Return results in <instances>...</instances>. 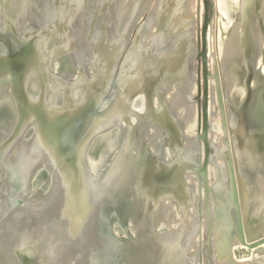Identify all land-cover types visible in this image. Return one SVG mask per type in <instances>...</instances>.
Returning a JSON list of instances; mask_svg holds the SVG:
<instances>
[{
  "label": "rangeland",
  "instance_id": "374dc122",
  "mask_svg": "<svg viewBox=\"0 0 264 264\" xmlns=\"http://www.w3.org/2000/svg\"><path fill=\"white\" fill-rule=\"evenodd\" d=\"M103 1L104 3H107L106 0H96V3L92 4L95 8V11L93 13H90V16L94 15L95 17L96 15L99 14V12L97 13V9L101 7ZM119 1L120 0H114L113 6H111V8L112 7L113 8L112 9L110 8V13L107 14L105 17V20L109 22L108 27L105 29V33L107 36V37L105 36V38L107 39V41H109V39L112 36H115L116 32H119L120 34L125 33V35L120 40L117 39L116 50L117 53L119 54V59L121 61V64L119 66V70L117 69L116 74L112 76L111 81L113 80H115L116 82L118 81V78H120L119 77L120 73L118 71L124 73L123 69L121 70V66L124 64V62H128L127 57L130 56L131 53L130 49L132 45L135 43L136 39L138 44H139L138 39L142 42L141 43L142 46H143V42L146 40H147L146 42L148 41L151 42L153 55L151 59H149L150 61L147 62L146 69L144 67L131 68L130 72L134 75H140L141 73H143L142 70H148L145 73H147V75L149 73V76H152L158 74L159 72L157 71L158 66H164L165 68L163 70L160 69V72L162 71L168 72V74L167 73L166 74L170 76V79H167L166 84L164 87L161 88V91L159 89V91L161 92V98L164 103L160 102L159 96L158 99L155 96V99H153L152 102L150 101L149 103L148 99L145 96H143L142 93L136 95V97L134 98V102L132 103L133 111H136V114L132 113L131 118L128 121L127 120L124 121V119L120 120L119 122L123 123V126L121 128H124L126 126V129H129V127L133 126L134 129L135 125L136 124L138 125V122L140 120L146 119L145 114L147 109H149L148 108L149 106L154 110H159L160 108H166L167 111L170 110V112L168 113L174 116L176 121L179 122L178 134H176L177 133L176 130L175 132L172 131V126L169 123V119L167 123L168 125H164V126L160 125L158 131L150 130L147 133L145 130L142 131L143 134H145L144 136L147 137L150 144H152V142H150L151 139L154 142L152 144L153 147L150 148V150L152 151L151 153L160 154L162 152L161 149L164 147V149L167 150V157H168V150L172 151L175 148L172 143L175 140L176 143H178L177 144L178 148L176 150L177 153L176 158L174 157V159L175 161L177 160L179 161L181 156L180 155L181 152L180 142H181L182 143L181 154H183L185 156V159L188 160L189 162H194L196 164V167L199 168V172L202 173L204 149L202 145L201 150H199L200 143L195 139L198 134L196 129L197 128L196 115H198V107L196 108V106H198V103L196 101L187 103V100L189 96H195L197 94L196 92L197 88L191 83L196 82L195 78L198 72V63L200 62V65H202L199 52L201 49L200 34L205 16L204 1L203 0H178V1L177 0H147L144 2L145 3L144 7L138 9V6H135L134 4V1L137 0H125V2L123 0L125 6L122 11L125 10L123 16L124 18H126L124 21V26L126 25L125 29H123L122 25L116 24L118 22V19L119 18L121 19V15H122V14L120 15L121 13L120 9L119 7H117V4L120 3ZM160 1L167 3L169 5L174 4L177 7L176 8L174 6V8H176V10L183 13L182 21H180V23L174 24L175 26L173 29H171L168 26V24L166 29L164 28L158 29V25H156V22H151L155 12L157 11L158 13V11L160 12L162 10V7H160L159 4ZM175 1L177 2L175 3ZM17 2H19V4L17 5H19L21 9L23 7L24 10L23 18L24 17L28 18V15L30 13L33 14L32 16L34 18L31 20L25 18L26 20L25 24H23L24 26L22 25V27L19 28L20 30L17 31V35L22 37L24 36V31L26 29H32L31 30L32 33L30 34V36L34 37L35 42H37L36 43L37 46L34 47L31 46L29 48L30 50L28 51V53L27 54L24 53L22 56L23 57L22 65H24V67L22 68L23 70L20 73V78L22 79V82L24 83L23 80L26 81V77L29 74V70L33 68L31 61L37 63L36 65L38 66V60L39 61L42 60V62L45 61V63L49 62L51 65L53 64L52 71L53 73H55V78L58 79V83H59V86L57 87L59 91H57V88H54L53 92L50 93L48 91L47 93L46 92L44 93L43 89H44V85H46V82L43 79V75L46 71L45 69H41L39 72L40 76H37L35 80L32 79L34 83L32 82L33 84H31V86L35 85L36 87H30L29 85L28 87L26 85L23 86L22 93L24 94L25 101L29 102L26 103L25 105L27 106V104L28 105L32 104L30 102V99H32L30 95L32 94H35L37 96L36 99L37 101H39V103L46 105V107L48 108L50 105H54L58 107L60 100L59 97L64 94V98L61 103V105H64L67 99L66 97L68 95L66 92L67 88L72 92H76V94L75 93L73 94L76 95V99H75L76 103L79 102L80 99L78 98L81 95L80 92L81 83L80 82L76 83L72 78V77L75 78L77 77V80H79L80 78L78 75L79 72L78 63L83 61L84 66L86 65L87 76L94 74V67L97 68L99 71L105 66L104 63L103 65L100 64L98 66V65H94V63L91 62L92 61L91 58H94L95 60V53L97 52L96 51L97 49L94 47V45L93 46L91 45L92 44L91 42H90L91 44H88L87 46H85V48L80 45L79 50L78 49L77 50L78 52L81 53V55L78 57H75L76 53L71 54L66 52V48H69L68 41L72 40V41L80 42L79 44L84 43L85 41L87 42V37L85 36V33L82 31L83 29H88V27H84L85 24L83 19L86 17L84 16L71 17V15H69V17H66L67 18L66 25L61 26L60 28L62 30H60V33L55 32L56 34L54 35L52 33H54L53 31L55 30H53L52 28H56V27L59 28L58 26L59 23H57L59 21L57 20V15L61 16L63 14L60 7L62 6L63 0H24V1L16 0V3ZM213 3L215 5L213 8H210V12H209L212 21H211V26L209 27L210 31L208 34V58L210 63V70L212 71L211 78H213L210 79L211 84L209 87V102H210L209 113H210V127H211L209 136L213 140L212 142L216 147V151L218 152L220 149L221 151H223L221 153H223L224 155L222 154L220 156L216 155L215 163L213 164V166L211 165V169L208 171L207 174V179L210 185V189L208 190L209 194H216L217 196L218 192L221 191V189H219V191H216V189L218 190V188L215 187V184H217V182H220L225 188V184H223L227 180V173L225 167L228 164V161L235 164L234 161L235 153L237 156L240 155L238 152L240 150L238 145L241 141L235 139L236 136L233 135V132L237 131V125L229 124V123H233L229 117V113H231L230 106L224 103V107L226 109L224 111V115L222 113L223 106H221L219 103L218 93L216 89L217 88V84L215 80L217 78L216 71L220 70V73H222L221 69L224 68L226 64V60L229 62L231 66L235 65L242 50L241 46H243L242 33L244 32V28L246 26L245 23H249L250 21H252L250 20L252 16V18L259 20V24L261 23L263 24V27L260 25H258V27L264 28V11L262 6L263 0H216ZM137 12H139V14ZM242 12L248 13V15L251 14L249 18H246L245 23L241 18ZM37 13L39 14V17L37 16ZM50 13L51 15L48 17H52L54 15L53 18H51L48 22L44 21L46 15ZM43 14L44 16H42ZM0 16L2 15L0 14ZM1 21L2 20L0 17V26L2 25ZM13 22H17V21L15 20ZM46 24H48L49 27L51 28L47 29ZM168 29L171 30L167 31ZM162 30H164V36L166 35V37L160 44L158 39L156 40L154 37L156 35H159L160 32H162ZM93 31L95 32L97 31L96 34L98 33V29L95 30L93 29ZM182 35L188 36V39H185ZM41 41L43 45H40L41 43L38 45V43ZM152 42L154 44H152ZM44 43L47 45H45ZM40 46L43 47V49H40L41 48ZM60 48L64 49L63 53L62 52L59 53ZM1 50L2 49L0 47V51ZM104 57L106 60L107 56ZM111 57L108 56V59L110 58L112 60L113 58H115V56L112 58ZM241 59L243 61L244 60L247 61L250 65L254 63L253 76H251L253 80L252 85L255 84L256 87V85L259 84L260 86L257 85L258 87L256 88H263L264 87V39L262 38V34L259 36V39L256 41L255 48L254 46H252L249 49L248 54L243 53L241 55ZM85 60L88 61L85 62ZM1 67L2 66H0V68ZM235 70H240V74H239L240 78H237L238 83L236 84V87L233 86L231 90H227L228 88L227 86L225 92L227 94L228 91L237 93L236 95L238 97V101H240V98L244 93L243 90H244V81L246 79V72H242L243 68L242 67L239 68L236 65H235ZM200 72L202 79L203 78L202 68L200 69ZM166 74H163V76ZM129 78H132V75H130ZM171 78L175 80V83L168 87ZM1 79L9 81L11 80V74L9 76H7V74H4V76L0 77V80ZM45 79L48 80L47 78ZM224 79L225 76L221 77L220 75V85L222 88L224 87ZM72 81L74 83L73 86L75 87V89L77 88L78 91H75V89H73V87L70 86V84L72 85ZM217 82L219 83L218 80ZM0 95L2 97V93H0ZM139 95L140 97H138ZM229 96H231L230 93ZM236 100L237 98L235 97L232 99V104L234 107H236L237 105L234 103L236 102ZM18 111L21 112L20 110ZM139 115L141 116L140 120L138 118ZM14 116H15V110L11 108L10 105H6V102L2 98H0V128L5 130L6 132L7 130L6 127L9 128L11 124L14 125V122L16 121L14 119ZM225 118L228 121L227 122L229 127L228 130L224 128ZM35 122L36 121L33 120V125L37 127V123ZM124 123L126 125H124ZM253 124H254V130H257V132L260 131L257 128L259 124L256 123V121H254ZM176 126H178V124H176ZM109 127H112V125H106V128L103 129H107ZM5 132L0 133L1 134L0 154L7 153L8 157H10L12 161V164H15L14 163L15 160H17L16 154L18 155L17 152L21 151L23 147L29 148L28 145L29 143L27 144L28 146H24L16 142L17 140L20 141L19 139H17L15 143H12L13 145L11 144L7 145L5 144V138H6ZM239 133L242 135L241 130L239 131ZM121 134L122 132L119 135L120 143L117 144V149H120L122 147V144L126 143V141L122 143ZM115 135L116 132L114 130L109 134V136L107 135L104 138H98L94 142L89 152V158L91 160H94L91 163L93 168L91 169L89 167L91 172L96 173L98 172V170L104 168V166H106L107 164L109 157L112 154H114V146L111 143L115 139H117ZM34 137L35 134H32L30 136L31 138L30 141H33L32 138ZM248 138L250 139V136ZM249 139H247L246 137L245 139L246 141L244 140L245 141L244 143L245 144L248 143ZM22 144L24 143L22 142ZM6 145L9 149L5 148ZM229 146L231 148V150L229 151L230 153L226 151L229 148ZM181 166L183 167V169L186 170L187 173L185 177H181V178H185L183 179L184 181L181 179V181H183L181 183L183 184V188L185 190L183 194L190 196L191 200L189 199V203L186 202L188 204V209L186 211L181 209V207H179L178 205L173 204V211L174 210L175 211L172 214L166 212L163 213L161 219L162 223L160 224L161 226L159 231L162 234L161 245L164 247L165 250H168L173 244V239L177 237V234H180L182 235L181 237L182 245L186 249L185 252H187V255H189L190 257V260L187 261L185 264H247V263L253 264L254 263L253 258H255L254 253L255 251H257L256 248L259 249L264 247V242L256 247H251L249 244L253 242L254 243L258 242L262 238H264V232H263L264 221H262L261 224H259V227L250 228V226L248 225V222L252 219L251 218L252 216L249 215L250 213L249 211L252 208L251 206L247 205V203H245L246 193L243 192L245 189L239 188L238 190V201H239L238 209L230 205L231 203L229 202L228 197L232 194L230 191L225 189V192L223 193L222 196L223 199L217 200V205L220 204L221 206H223L222 208L221 206L219 207V211L221 212L215 213L214 212L215 210L213 209L212 206L209 215L205 207L206 189L204 184L201 182V186H200L198 181L199 178L193 173L188 172L190 167L189 164L183 165L181 163ZM45 168L47 167L45 166ZM148 169L149 167L145 166L144 172H147ZM37 170L38 169H35L31 175L33 182L37 180L36 177ZM50 177L51 174L47 175L45 174L44 171L41 172L40 178L42 179V183H41L42 189L37 192L35 191L36 193H32V192L29 193L28 195L29 200H26V208L28 207V209L26 210V212H24L25 214L21 216L20 218L21 220L19 219L18 223H16L17 221H13L14 224L18 225L19 241L21 242V244L23 245L26 251L23 252L22 257L18 260L19 264H80V258H76L74 253L76 251V248L80 247V245H82L86 240L70 238L66 230L68 227L67 223L64 222L62 224H58L57 215L56 213H54V211L52 212V209L54 208L55 205L52 200L48 202L49 190L55 188V186L53 187V184L55 185V182L52 181ZM48 178L51 180L50 184L49 182H46ZM25 180H27L26 176H25ZM256 181L254 179V182L259 183L260 177H256ZM113 184L114 182H109L104 185L105 187L108 188L107 193H105L104 195L106 199L105 201H107L108 203L107 205L111 206V208L114 211L117 209V211L122 213V216L123 215L129 216L127 215L128 199L125 198V196L123 195L119 196L121 193L119 194L117 193L115 188L112 187L114 186ZM189 185L191 186L190 189H189ZM259 185L260 184H258V186ZM261 188H262L261 199L263 200L264 187L262 186ZM178 190H180V188ZM169 197L173 198L177 204L181 205L182 202L180 203V197H181L180 193L176 194L174 192H171L169 194ZM178 197H179V201H178ZM192 198L194 200H192ZM93 201H94V205H97L99 199L96 198ZM45 203L48 204L44 206ZM34 206H36L35 207L36 212L40 211L42 216H40V213L38 214L33 213L34 216L33 218L31 213L34 211L33 208ZM177 207L179 209H177ZM193 209L195 210V212L193 213V216L191 218L190 215L187 216L186 214L191 213ZM42 212L44 213V217ZM63 213L64 211L59 212V215L62 216L64 215ZM139 214L140 212H136L135 217L134 215L132 216L133 221L135 219L139 220L141 218ZM189 217L191 219L189 228L191 227L192 228L190 230L188 229L182 230L181 229L182 225L185 228V222L188 220ZM210 217L212 218V222H210ZM79 221L80 218L78 216L77 222ZM216 221L220 223V227H221V228L219 227L220 229L218 232H215V228H214ZM209 227H211L212 229V239L210 240V242H208ZM48 228H51L50 232H47ZM127 228L131 236L134 233V228L129 224H127ZM222 229L223 230L226 229L228 231L227 233L230 239H228V241L226 239L222 243V245H220L219 243L220 235L217 233H221L223 231ZM13 231H14L13 239H10L9 237L7 238L3 237L8 247V251L10 255L8 257L9 260H6L5 258H0V264H15L11 262L12 249L15 250V245H16L15 228L13 229ZM117 233H118L117 236L119 237L123 235L127 236L126 231L117 230ZM53 234L54 237H56L57 239V245L55 249L51 248L48 242L50 235ZM216 235L218 236V238H216ZM242 239L244 242H242ZM229 243L234 244V246L230 249L231 255H233V257H229L228 259H226L224 253L227 254V252L229 251V245H228ZM224 245H226V247H224ZM89 251H90L89 264H121L119 261L107 257V253L104 252L103 250L100 249L95 250L91 248V250ZM182 253H183L182 251L173 252L172 254L169 255V257H176L178 254H182ZM13 255H16V252H14ZM127 264H143V262L141 261L136 262L134 258L131 257L130 260L127 259Z\"/></svg>",
  "mask_w": 264,
  "mask_h": 264
},
{
  "label": "water",
  "instance_id": "95a60500",
  "mask_svg": "<svg viewBox=\"0 0 264 264\" xmlns=\"http://www.w3.org/2000/svg\"><path fill=\"white\" fill-rule=\"evenodd\" d=\"M24 1V0H22ZM147 0H137L134 1L135 6H138V9H141L142 7H144V2ZM204 1V5H205V16H204V21H203V26L201 28V49L199 52V55L201 57V62L202 65H200V62L198 63V72L196 75V82L195 83H191L193 84L197 89L196 92L197 94L195 96H189L187 103L188 102H197L198 106H196V108L198 107V115L197 116V136H196V140L200 143V148L199 150H201V146L203 145V149H204V153H203V167H202V173L199 172V168L196 167V164L194 162H189L188 160L185 159V156L183 154H181L182 152V143L180 142V160L182 162V164H189V170L188 172L193 173L194 175H196L199 179V184L201 186V182L204 184L205 186V193H206V203H205V207L206 210L208 211L209 215H210V210L213 206V209H217V213L221 212L219 211V208L217 206V196L216 194H209L208 190L210 189V185L207 179V174L208 171L211 169V165L213 166V164L215 163L216 160V155H224L223 151H221L219 149V151H216V147L213 144V140L212 138H210V131H211V127H210V113H209V87H210V79L211 78V74L212 71L210 70V63H209V58H208V33L210 31L209 27L211 25V21L212 18L210 17V8L214 7V1L216 0H203ZM120 3L117 4V7H119L120 9V15H124L125 10L122 11L124 9V3L123 0L119 1ZM158 2V1H157ZM15 0L11 1V4H14ZM82 3V1L80 2ZM264 3V1H263ZM262 3L263 6V11H264V4ZM16 5L19 4V2L15 3ZM14 4V5H15ZM160 7H162V13L161 11L157 13V11L155 12L153 19L151 22H156V25H158V29H166L167 28V23L169 22L171 15H173L174 13H172L173 11H176L174 15H176V20H174L175 24L180 23V21H182V16L183 13L176 10V8H173L172 5H169L167 3H164L162 1H160ZM132 5V4H131ZM167 6V8H166ZM172 6V7H171ZM2 5L0 4V14L2 16L1 17V23L2 25L0 26V33L2 32L5 35L6 30H15L18 31L20 30L19 28L22 27L23 24H25V18L22 15L19 16L18 18V24H13L12 25V21H15L13 18L15 15H10V17L12 18V21L10 22L9 19L7 18V16L5 15V12L2 11ZM100 11V10H99ZM139 14V12H137ZM38 17L39 14L37 13ZM70 14H64V15H57V20H59L57 23H59V27L66 25V17H69ZM121 15V16H122ZM242 20L245 23L246 18H249L251 16L248 15V13L242 12ZM59 16V17H58ZM16 17V16H15ZM73 17V16H71ZM240 18V19H241ZM28 20L34 19L32 17V14L30 13L28 15ZM36 19V18H35ZM249 23H245L246 26L244 28V32L242 33V41H243V46H241L242 50L241 53L235 63V65L239 68H243L242 72H246V79L244 81V93L242 95V97L240 98V101L238 102L239 104L236 105V107L233 106L232 104V99L230 98L229 94H227L224 90V87L222 88L220 85V74L221 77H224L225 75L227 76V73L230 71L229 65L226 63L224 68H222V73H219L217 75L216 80V84H217V93H218V100L219 103L222 107V113L224 115V111H225V107H224V103L227 104L228 106H230L231 108V112H233V123L237 125V133L234 132V136H236L235 139H238V141H241L238 145V147L240 148L239 152V156H237L235 154V164L228 161V164L226 165L225 169H226V173H227V180L224 183L225 184V189L230 191L232 195H230L228 197L229 202L231 203L230 205L233 207H236L238 209L239 206V201H238V190L239 188H244V184L247 183L249 186H254L256 185L254 182L255 176L257 174V177H262L264 179V161H261V159H264V155L262 154V150L264 149V87L263 88H256L258 86H260L259 84L256 85L255 84L252 85V77L253 76V70H254V63L253 64H249L247 61H243L241 59V55L243 53L248 54L249 49L256 45V41L259 39V36L262 34V38L264 39V28L263 24H259V20L258 19H254L250 18ZM116 21V19H115ZM258 25L262 26V27H258ZM24 26V25H23ZM26 26V25H25ZM160 26V27H159ZM32 28V27H31ZM138 29V27H137ZM101 30V29H100ZM98 29V31H100ZM85 33V36L87 37V33L86 30H82ZM261 31V32H260ZM32 32H30L27 38L26 34H24V36H17L15 38H13L14 40L12 41L13 44L11 42H9V44H7V42L5 41L4 37H0V45L3 48V52L0 53V66H2L0 68V77L2 76V74L7 73V70L9 68V66L12 67V69L14 70L13 73L14 75H12V79L10 82H8L7 86H10V90L13 91V95L14 94V87L16 86V84H19V92L22 93L23 87L21 84V78H20V73L22 72V63H23V54H27L28 51L30 50L29 48L32 46H37L35 42L34 37H31L30 34ZM1 36V35H0ZM94 36V34L92 35ZM26 39V40H25ZM10 41V39H9ZM26 41V44L24 45H19L20 42ZM91 42V41H89ZM88 41L86 43H89ZM41 43V44H40ZM93 43H97V42H93ZM43 45L42 41L38 43V45ZM117 45V42H116ZM115 45V46H116ZM8 47V51L6 50V48ZM41 47V46H40ZM94 47L97 49L96 51L98 53H101V56H109L107 54V48L105 46L102 45H95ZM98 47H101V49H98ZM12 48V49H11ZM15 49H19V51L15 54L12 50ZM116 48V47H115ZM249 48V49H248ZM40 49H43V47H41ZM68 50V48H66ZM245 49V51H244ZM67 53H70L69 51ZM118 54V53H117ZM117 57V58H116ZM115 58H113L111 60L110 66L117 68L119 70V66L121 64V61L119 59V54L116 56ZM33 68L38 67L33 61H31ZM53 63V61H52ZM94 63V62H93ZM38 64H40V61L38 60ZM96 65V64H94ZM103 65V64H102ZM234 65V66H235ZM233 66V65H232ZM24 67V65H23ZM202 68L203 70V78L201 79V72L200 69ZM109 71V70H108ZM116 72V70L112 71V74ZM119 72V71H118ZM163 77L167 78L166 75H164ZM255 78V76H254ZM253 78V79H254ZM217 80L219 81V83L217 82ZM203 82V85H202ZM170 84H168V87L172 84L175 83V80L171 78V81H169ZM225 83V81H224ZM109 87V86H108ZM154 90L156 91V88L154 87ZM143 92V91H142ZM203 92V93H202ZM114 91L109 92L108 93V98H114ZM136 95V93H135ZM135 95L133 96V98L135 97ZM16 97V96H15ZM96 96H88L86 105H84V101H80L77 103H74V105H69L66 102V105L63 106H58V108H62L61 110L63 111V114H76V113H80V110L83 108L84 110H82V112H84V115H88L91 112H93L94 114H98L97 118H102L104 117V112L102 111L103 109V105H99L101 101H99L98 99L95 98ZM156 98L158 99V94L156 95ZM203 98V99H202ZM16 99V98H14ZM162 99V98H161ZM163 101V100H162ZM30 102L32 103L31 105H35V110L31 109V115L32 120H36L35 123H38L37 126L35 127V137L33 139V141L29 142V149H33L31 151H29L27 153V158H31L32 156H35L34 159L37 160L34 162V168L36 167H45V162L48 163L51 174H52V181H54L53 178V173L58 174L59 179H55L56 180V187L52 190H49L48 193V202L49 201H53L54 203V208L52 209V212L54 211V213H56L57 217L60 216L59 212H62L63 210H65L66 205L71 202L74 201L75 202V198L74 194H75V190L72 189H67V180H61V174H66L67 172H75V175H67V177H76V178H83V185L82 188H77V200H76V204L74 206V211L73 212H69L68 216H70V221H66V223L69 222L70 226H75L76 229L78 230L77 234H75V237H78L77 239H85L86 242H84L82 245H80V247L76 248V250H80L82 251V253H84L85 257L89 256L90 259V251L91 248L95 249V250H103L104 252L107 253V257L115 259L117 261H119L121 264H127V259L130 260L131 257L133 258H142L141 262H143V264H162L160 263V260L158 263L155 262H151L152 259H154L153 256V248H149V250L151 252H141L135 244H133V240H136L134 238V235H144L146 236L147 231L142 233V230H140L139 227H137L136 225H134L135 223H133V219L132 216L136 214V204H138L137 202V197L138 195H140L142 193V195H144V186H142L143 184L140 183V185L138 184L139 188H136V184L139 182V173H137V171L139 170V163L136 161L131 160L130 162H123V163H118L114 168L111 167V161L113 160V156L116 155V150H114V154H112L108 161L106 166H104V168H102L101 170H98V172L93 173L91 172L90 168L92 169V161L89 158V152L90 149L92 148L94 142L96 141V139L98 138H104L105 136H109V134L111 132H113L115 130L116 132V138L111 144L115 147L117 146L118 143H120V139H119V135L121 133V127L119 126V124H114L112 127H109L107 129H102L99 132L96 133H92L89 136L87 135V138L84 141H79L78 136L76 134V131L78 130V128H81V122L79 119H70L65 118V122L59 126L55 132L53 133V137L49 138L48 133L45 131H42L41 133H38L37 129L40 130V121L44 120L43 117H40V115H47L46 112L48 110H45V105H43L42 103H39V101H37L36 97H33L32 99H30ZM111 102V100H107V104ZM164 103V102H163ZM16 106V105H15ZM14 106V108H15ZM165 106V105H164ZM166 107V106H165ZM24 108L22 109L21 112L17 111V109L15 108V116L14 119L16 120L14 122V128H12V132L9 135V138L5 139V144L7 145H13L12 143H15V141L13 142V140H17L18 135L13 134V132H16L18 129H16L18 127V121L20 119L21 114L23 113ZM30 111V110H29ZM38 113V116H36L35 113ZM167 112H170V110H168ZM29 113V112H28ZM48 113V112H47ZM226 113V112H225ZM53 115L57 116V114L54 112H52ZM230 114V113H229ZM89 116V115H88ZM93 118H95L92 115ZM92 117L89 116L90 120H92ZM55 118V117H54ZM231 119V118H230ZM173 120L176 124H178L179 127V122L176 121V119L173 116ZM256 121V123H258V131L257 130H253L254 128V124L253 122ZM89 122V119H88ZM227 119L225 118V122H224V128L226 130H228V123H227ZM247 122V123H246ZM231 125V123H229ZM233 124V125H234ZM241 130L242 135L239 133V131ZM19 131V130H18ZM172 131L174 132L173 128ZM262 131V133H261ZM24 132V131H23ZM23 132H20L21 135H23ZM0 133H3L2 131H0ZM240 135V136H239ZM43 139V142L41 140V137ZM46 136L48 137V143L46 145ZM250 136V139L248 138ZM246 137L248 140V143H244L246 140ZM182 138V135H181ZM180 138V139H181ZM245 140V141H244ZM7 141V142H6ZM42 143V145H41ZM52 144V145H50ZM230 144V143H229ZM46 145V147H45ZM261 145L260 147L256 148L257 146ZM53 146V157H52V161L49 162L46 161V157L44 153H42V151H45V148H50ZM247 146V147H246ZM115 149V148H114ZM231 150L230 146L229 148L226 150L227 152H229ZM259 150V151H258ZM33 151V152H32ZM42 156H41V153ZM43 151V152H44ZM25 149H22L20 151V153H18L19 156L18 157H24L21 156V154H24ZM201 153V152H200ZM230 153V152H229ZM43 155L45 156V158H43ZM37 156H39V160L37 158ZM255 156V157H254ZM113 157V158H112ZM256 159L257 162H256ZM45 160V161H44ZM227 162V160H226ZM138 163V164H137ZM251 164V169L247 168L248 166H250ZM253 165V166H252ZM90 167V168H89ZM145 167V166H144ZM183 169V168H182ZM3 170V167L0 166V174ZM189 173V174H190ZM78 175V177H77ZM242 175L244 177H242ZM248 175V176H247ZM151 176V175H150ZM252 180V181H249ZM30 181H32V176H30ZM109 182H114V187L115 190L117 191V193H121L119 196L123 195L125 196V198L128 199V214L129 216H122V213H120L119 211H117V209L114 211L111 206L107 205V201H105V193H107V187H105L104 185L106 183ZM32 182H30V186H32L31 184ZM244 183V184H243ZM70 185L72 186V183H70ZM247 186V185H246ZM66 187V188H65ZM73 189H75L74 187H71ZM113 188V189H114ZM253 189V188H252ZM185 190L184 188H182V193H184ZM213 192V191H212ZM133 194H134V198H133ZM184 195V194H183ZM99 199L97 205H94V199ZM110 198V197H109ZM173 206V204L178 205L179 207H182L181 209L183 210H187L188 209V204H184V205H179L175 202V200L171 197H169L167 199ZM192 200H194L192 198ZM211 200V203H210ZM144 203H146V201L144 200ZM213 203V205H212ZM48 203H45V205H47ZM139 205V204H138ZM11 207H15L16 211L17 210H21V211H17V213H20L17 216L19 218H21L22 214H24V212H26V210L28 209V207L26 208V202L25 203H17V200H11L8 201L7 199H3L2 196H0V208H3V210H1V212L3 213L4 211L9 210V208ZM26 208V209H25ZM144 208V207H143ZM58 209V210H57ZM177 209H179L177 207ZM57 210V211H56ZM0 212V213H1ZM16 213V212H15ZM40 213L37 212V214ZM72 213V214H71ZM264 214V212H262ZM261 213V214H262ZM147 217L146 213H141L140 215V220L144 219V215ZM79 216L80 221L77 222V217ZM4 217V216H3ZM59 220V219H58ZM136 220V219H135ZM134 220V221H135ZM253 221V219H251ZM257 220V219H255ZM254 220V221H255ZM59 222V221H58ZM210 222H212V218L210 217ZM82 224V226H81ZM127 224L131 225L134 228V233L130 236V233L128 232V228H127ZM148 226V225H147ZM160 226L157 228V230L155 231L156 233L161 234L160 231ZM118 231H126L127 236L123 235L121 237L117 236V230ZM144 229V228H143ZM149 229V228H148ZM147 229V230H148ZM141 231V232H140ZM50 234V233H49ZM162 235V234H161ZM209 240L208 242H210V240L212 239V229L211 227H209ZM70 237V236H69ZM72 239H75L72 237H70ZM148 238V237H147ZM161 239V238H160ZM50 247L51 248H56L57 245V239L56 237H54L53 235H50V238L48 240ZM242 242L243 239H242ZM264 242V238H262L260 241L258 242H253L251 244H249L251 247H256L260 244H262ZM160 244H161V240H160ZM88 250V252H86ZM139 250V251H138ZM166 251V250H165ZM152 253V255L150 254ZM170 254V253H169ZM76 257V256H75ZM90 262V261H89ZM139 262V261H136Z\"/></svg>",
  "mask_w": 264,
  "mask_h": 264
},
{
  "label": "bare ground",
  "instance_id": "6f19581e",
  "mask_svg": "<svg viewBox=\"0 0 264 264\" xmlns=\"http://www.w3.org/2000/svg\"><path fill=\"white\" fill-rule=\"evenodd\" d=\"M11 1L12 0H0V4L3 6L2 11L5 12V15L7 16V18L9 19L10 22L12 21V18L10 17V15L16 16V17L14 16L13 19L16 20L17 22L12 21V25L13 24L17 25L19 16L24 15V10H23V7L21 9V7L19 5H17V6L14 5L16 3V0H15L14 4H11ZM81 1H82V3H80ZM106 1H107V3H104V1H103V4L101 5V7L99 9H97V13L99 12V14L94 17V15L90 16V13H93L95 11V8L92 4L96 3V0H63L62 6H60L62 13H63V14L61 13L62 15L70 14L71 16H75V17H77V16L86 17L83 19V21L85 24L84 27H88V29H85L86 33H87V41L88 42L91 41V43H92V44L90 42L86 43V41H85L84 43L79 44L80 42H76V41H72V40L68 41L69 48H68V50L66 49V52L69 51L71 54L76 53L75 57H78L81 55V53L78 52L80 45L85 48V46H87L88 44H91L92 46L95 44V45L105 46L107 48V51H108L107 54L109 55V57H111V56L116 57L118 55L117 50L115 48L116 47L115 45H116L117 39L120 40L125 35V33L120 34L119 32H116V35L112 36L109 39V41H107V39L105 38V36H106L105 29L109 25V22L105 20V17L107 14L110 13V8H111V6H113L114 0H106ZM177 1H175V3ZM124 2H125V0H124ZM172 6L174 8L175 5L172 4ZM175 12L176 11H173L172 13L175 14ZM41 13H42V11H41ZM50 15H51V13L47 14L44 21L48 22L51 18H53L54 15L52 17H48ZM86 15H88V16H86ZM173 15H171V18H170L169 22L167 23L171 29H173L175 26L174 20L176 18V15H174V16ZM42 16H44V14ZM123 16L124 15L121 16V19L120 18L118 19V22L116 24L122 25L123 29H125L126 25L124 26V21L126 18H124ZM46 28L50 29L51 27H49V25L46 24ZM57 28L58 27L52 28L53 30H55V31H53L54 33H52V34L55 35L56 34L55 32L60 33V30H62V29L60 27H59L60 29L59 28L57 29ZM93 29L94 30L95 29H101L100 31H98V33L100 32L99 36H98V33L96 34L97 31L95 32V31H93ZM171 29H168L167 31H170ZM31 30L32 29H26L24 31V34H26L25 38H27L29 36L28 34L31 32ZM6 34L9 35L10 30L7 31ZM93 34H96V35L92 36ZM0 35H1L0 36L1 38L4 37V34L2 32L0 33ZM165 37H166V35L164 36V30H162V32H160V34L156 35L154 38L156 40L158 39V41L161 44ZM183 37L185 39H188V36H186V35ZM96 41H97V43H93ZM138 41H139V44L137 43V39H136L135 43L132 45V47L130 49L131 50L130 56L127 57L128 62H124V64L121 66V70L123 69L124 73H121L119 71V73H120L119 77L120 78H118L117 82L115 80L111 81L112 76L116 74V72H114L112 74V71L113 70L117 71V68L110 66V69L108 71L107 66L110 64L108 62V57H106V60H105V57L101 56V53L96 52L95 53V60H94V58H91V60H92L91 62L93 63V60H94V64H96L98 66L100 64L104 63L105 69L102 68L103 70L101 69L98 71V69L94 67V74H92V75L87 76L86 65L84 66L83 61L78 63L79 64L78 75L80 78H79V80H77V77L76 78L72 77V78L76 83H79V82L81 83L80 84V92H81V95L83 98L80 101L85 100L84 105H86L87 102H90V101H87V99H88L87 96H94V95L97 96L96 99L101 101L99 105H103L102 111L104 112V117H102L101 119L97 118L98 114H94L93 112L90 111V113L88 115L90 117H92V115L95 117V118L92 117V120H90L89 116L84 115V112H82V110H84L83 109L84 107L80 110V113H76V114L73 113V114L69 115V114H63V111L61 110L62 108H58L54 105H50L48 108L45 105L44 109L48 110L47 111L48 113L46 112V114H47L46 116L43 114L40 115V117H43L44 120L40 121V127L41 128H40V130L37 129L38 133L45 131L48 133L49 138H52L55 130L65 122V118H67V116L69 115L68 118L79 119L80 122L82 123L81 128L80 127L78 128V130L76 131V134L78 136L79 141H84L87 138V135L89 136L92 133L94 134L96 132L101 131L103 128H106V125H112L113 126L114 124H119V126L122 127L123 123L119 122L120 120H122V119H124V121L130 120L132 113L136 114V111H133V105H132V103L134 102L133 96L135 95V93H136V95L142 93V95L148 99L149 103H150V101L152 102V100L155 99V96L158 94L160 102H163L161 99V92L160 91H161V88L165 86L167 79H170V76L167 75L168 72H163V71L160 72V69L163 70L165 68L164 66H158L157 67V71H159L158 74L152 75V76H149V73H148V75H147V73H145L148 70H142L143 73H141V74L139 73L140 75H134L130 72L131 68L144 67L146 69L147 68L146 64L148 61H150L149 59H151V57L153 55L151 42H149V41L146 42L147 41L146 40L143 42V46H142L141 45L142 42L139 39H138ZM12 44H13V42H12ZM24 44H26V41H23V42L21 41L19 43V45H24ZM152 44H154V43L152 42ZM45 45H47V44H45ZM165 45H167V44H165ZM0 47H1V45H0ZM1 49H3V48L1 47ZM98 49H101V47H98ZM6 50L8 51V47L6 48ZM2 52H3V50L0 51V53H2ZM61 52L63 53L64 49L60 48L59 53H61ZM87 61L88 60H85V62H87ZM89 62H90V60H89ZM226 63L229 65L230 71L227 73V76L225 75V79H224V81L226 82V85L224 83L225 91H226L227 86H228L227 90H231L233 86L236 87V84L238 83L237 78H240L239 77L240 70H235V66H231L227 60H226ZM52 65L49 62L45 63V61L42 62V60H41L40 64H38V67L32 68L31 70H29V74L26 77V81L28 82V80H29L28 85L30 87H36L35 85L31 86V84L34 83L33 80H35L37 78V76H40V74H39L40 70L45 69L46 72L43 75V79L46 82V85H44V89H43L44 93L45 92L47 93L48 91L50 93L53 92L54 88H57L59 86V83H58V79L55 78V73H53V71H52ZM13 71L14 70L12 69V67L9 66L7 73H4V74H7V76H9L11 74V79H12V75H14ZM216 72L218 75L220 73V70H217ZM4 74H2V76H4ZM163 74H166L167 78L163 77ZM130 75H132V78H129ZM45 78H47L48 80H46ZM10 81L11 80H9V81L8 80H2V79L0 80V93H2V97L0 95V98H2L6 102V105H10L11 108H13V109L16 108L17 111L18 110L22 111V109L24 108V103H23L24 100H23V98L19 92V84H16V86L14 87V94L16 96L15 97L13 95V91L10 90V86H7V84H8L7 82H10ZM73 85H74V83L72 81V85L70 84V86L73 87V89H75V87ZM154 87L156 88V91L154 90ZM66 88H67V85H66ZM76 89H75V91H76ZM159 89H160V91H159ZM108 90L111 93H112V91H114V93H113L114 98L113 99L108 98V92H107ZM57 91H59L58 88H57ZM77 91H78V89H77ZM66 92L68 94L66 97L67 98L66 99L67 104L74 105V103H76V100H75L76 95L73 94L74 92L68 90V88L66 89ZM229 93L231 95L230 97H232L231 99H233L234 97L237 98L236 102H234V101L233 102L235 104H238L239 101H238V97L236 95L237 93L228 91V94ZM81 95H80V97H81ZM136 95H135V97H136ZM30 96H31V98H33V97L37 98V96L35 94H32ZM3 97L4 98L12 97V98L4 99ZM14 98H16V99H14ZM109 99L111 100V102H109L107 104V100H109ZM66 102L63 106L66 105ZM14 106H15V108H14ZM148 108L149 109H147L146 114H145L146 119L140 120L141 116L139 115L138 118L140 121L138 122V125L137 124L135 125L134 129H133V126L129 127V129H126V126L124 128H122L121 140H122V143H124L125 141H126V143L122 144V147L120 149H117L118 150L116 152L117 154L113 156L114 158L112 157L113 160L111 161V167L114 168L120 162L121 163L130 162L131 160L139 163V168H138L139 170L137 171V173L140 174V175H138L140 179H139V182L136 184V188H139L138 184L140 185V183L143 184L142 186H144L145 188L143 191L144 195H142V193H141L137 197V201H138L137 203L139 205L136 204V212H140V214L144 212V213H146L147 217L143 214L144 219L135 220V221H133V223H135L134 225H136L137 227L140 228V230H142V233L144 231L145 232L147 231V233H146V236H144V235L138 236L135 234L134 238L136 240H133V244H135L136 247L141 252H144V253L151 252L149 250V248H153L154 250L152 252L154 254L152 257H154V259L151 260L152 263L153 262L158 263L160 260V263H162V264H185L187 261L190 260V257H189V255H187V252H185L186 249L182 245V240H181L182 235L177 234V237L175 239H173V244L171 245V247L165 251L164 247L160 244V240H161L160 238H162V235L155 232L157 230V228L159 227V225L162 223L161 219H162L163 213L166 212V213L172 214L175 211V210L173 211V206L167 200L169 197V194L171 192H174L176 194L180 193V196H181L180 197V203L182 202L183 205L186 202L189 203V199L191 200L190 196L183 195V193L181 191L183 188V184L181 182H183L184 181L183 179H185V178H181V177H185L187 173H186L185 169H182L183 167L181 166V163H182L181 160L178 161L176 159L177 161H175V159H174V157L176 158V154H177L176 150L178 148L177 147L178 143H176L175 140L172 142L175 148L172 151L168 150V157H169V159H168L167 150L164 149V147L161 149L162 152L161 151H160L161 153L159 152L160 154H152L151 153L152 151L150 150V148L153 147L152 144L154 142L151 139L150 142H152V144H150L147 137H145L144 136L145 134H143V132H142L143 130H145L146 133L150 130L158 131V128L160 127V125H163V126L168 125L167 124L168 119H169V123L171 124L174 132L176 130V132H177L176 134H178V126H176V123L173 120V116L167 112L166 108H160L159 110H154L150 106ZM52 112L53 113L55 112L57 114V116L53 115ZM142 113H143V111H142ZM35 114H36V116H38L37 112ZM229 117L233 121V112H231L229 114ZM88 119H89V122H88ZM126 124H127V122H126ZM126 124L124 123V125H126ZM233 124L234 123H231V125H233ZM253 130H254V128H253ZM0 131L5 132V130H3L1 128H0ZM180 133H181V131H180ZM233 134H234V132H233ZM0 136H1V134H0ZM176 136H178V135H176ZM41 140L43 142L42 137H41ZM47 143H48V137L46 136V145H47ZM21 145H23V144L21 143ZM41 145H42V143H41ZM46 145H45V147H46ZM50 145H52V144H50ZM260 146L261 145L257 146L256 148H258ZM31 150H33V149L27 148V151H25L24 154H21V156H24V157H18L17 160H15V162H14L15 163L14 164L15 169L17 167H23V168H25V170L27 169L24 172H22L23 170L21 171L24 175H28L29 174L28 170L31 169L30 170V176L32 175L33 171L35 169H37V168H34V162L37 161L34 159L35 156L31 157L32 161L29 159V157L28 158L26 157L27 153ZM33 151H35V150H33ZM43 151H42V153H44L45 156H47L45 158V156L43 155V158H45L46 161H48V160H49V162L52 161L53 146L50 148H45V151L44 152ZM40 153H41V151H40ZM42 153H41V156H42ZM262 154L264 155V149L262 150ZM37 158L39 160L40 157L37 156ZM257 160L258 159H256V162H257ZM29 161L31 163H29ZM261 161H264V159L262 158ZM29 164H31L32 166H29ZM44 166L49 168V165L47 162H45ZM144 166L149 167L147 172H144V168H145ZM247 168L251 169V164ZM10 173H12V171ZM13 174H16V171H14ZM67 175H75V172L71 171V172H67L64 175L61 174V177H62L61 180H64V179L67 180V182H66L67 189L75 190L74 191L75 192L74 197H76V198H75V202L71 201L66 205L65 210H63L64 215L57 217V219H59L58 224H62L66 221H70L71 218H70V216H68V214H69V212L74 211V206L76 204V200H77V196H78V194H77L78 190H76V189L82 188V185L84 183L82 181L83 178H79L78 175H77L78 178L67 177ZM8 176H9V174H8ZM9 177H11V178L17 180V182H19L18 175H13V176L10 175ZM242 177H244V176L242 175ZM256 177H257V174L255 176V181H256ZM53 178H54V182H55V185L53 184V187L54 186L56 187V180L55 179H57V180L59 179L58 174L53 173ZM261 178L262 177L260 176V182L255 183L256 185H254V186H249L247 183H245V184L243 183L244 184L243 187L245 189L243 192L246 193L245 203H247V205L251 206V208H252L249 211L250 212L249 215L252 216L251 218L253 219V221L250 220L248 222V225L250 226V228L259 227V224H261V222L264 221V214L262 213V212H264V199L263 200L261 199V192H262L261 187L262 186L264 187V185H263L264 179L262 178V180H261ZM181 179L183 181H181ZM249 181H252V180H249ZM70 183H72V186L70 185ZM258 184H260V185L258 186ZM71 187H74L75 189H73ZM215 187L218 188V190L216 189V191H219V189H221V191H219L217 194V200H222L223 199V197H222L223 193L225 192L224 186L222 185V183L217 182V184H215ZM179 188H180V190H178ZM190 188H191V186L189 185V189ZM134 197L135 196L133 194V198ZM4 198H6V197H4ZM144 200L146 201V203H144ZM178 201H179V197H178ZM182 203H181V206H182ZM217 206L219 208L221 205L219 204ZM222 207L223 206H221V208ZM194 212H195V210L193 209L191 211V213H188L186 215L187 216L190 215L192 218ZM214 212L216 213L217 209H215ZM33 213H34V211L31 213L32 216H33ZM40 216H42L41 213H40ZM43 217H44V213H43ZM33 218H34V216H33ZM19 219H20L19 217L15 216L12 219H7L6 221H3L4 223L0 226V254L6 260H9L8 257L10 255V253L8 251V247H7L3 237H5V238L9 237L10 239H13V235H14L13 229L15 228L16 245H15V250L12 249V255H11V262L15 263V264H17L18 260L22 257V255H23L22 252H26L23 245L19 241L18 225L14 224V222H13V221H17L16 223H18ZM45 219H46V217H45ZM255 219H257V220H255ZM190 220L191 219L189 217L186 222L183 221V222H185V228L182 225V227H181L182 230L183 229L190 230L192 228V227L189 228V225L191 223ZM67 225H68V227L66 230L68 232V235L70 237L73 236V238L77 239L78 237H75V234H77V232H78L76 227L70 226L69 222L67 223ZM63 226H64V224H63ZM81 226H82V224H81ZM219 227H220V223L218 221H216L215 226H214L215 232L219 231V229L221 228V227L220 228ZM222 228H224V227H222ZM50 229L51 228H48L47 232H50L51 231ZM227 232L228 231L226 229H224L221 233H217L220 235V239H219L220 245H222V243L226 239H227V241H228V239H230L228 237ZM263 232H264V230H263ZM256 233H258V232H256ZM256 233H254V234H256ZM216 238H218L217 235H216ZM226 245H227V243H226ZM226 245H224V247H226ZM228 245H229V251L227 252V254L224 253V256L226 259H228L229 257H233V255H231L230 249L234 246V244L229 243ZM256 249H257V251H255V253H254L255 258H253V262H254L253 264H264V247L259 248V249L256 248ZM256 249H254V250H256ZM19 250L21 252H19ZM52 251H54V250H52ZM178 251H182L183 253L178 254L176 257H169L170 254H172L173 252H178ZM14 252H16V255H13ZM86 252H88V250ZM150 254L152 255V253H150ZM74 255L76 256V258H80V264H89L90 263L89 262V256L85 257L84 253H82V251H80L79 249L75 251ZM57 258H59V257H57ZM134 260L135 261H141L142 258L137 259L135 257Z\"/></svg>",
  "mask_w": 264,
  "mask_h": 264
},
{
  "label": "flooded vegetation",
  "instance_id": "af4514ba",
  "mask_svg": "<svg viewBox=\"0 0 264 264\" xmlns=\"http://www.w3.org/2000/svg\"><path fill=\"white\" fill-rule=\"evenodd\" d=\"M7 31H9V30L8 29L6 30V32H5V35L6 36H4V39L9 44V42L12 43V41L14 40L13 38L17 37L18 35H17V31H14L13 29L10 30V34L9 35L6 34ZM9 39H10V41H9ZM12 51L16 54L19 51V49L18 48L17 49L14 48V50H12ZM108 62L111 63V59H108ZM107 67H108V70H109L110 69V64ZM22 68H23V65H22ZM103 69H105V68L103 67ZM23 81H24V83L22 82V79H21L22 87L25 86V85L28 87V82L25 81V80H23ZM76 91H77V89H76ZM107 92L109 93V90ZM74 93L76 94V92H74ZM20 94H21V96H22V98L24 100L23 101V103H24V110H23V113L21 114L20 119L18 121V127L16 128L19 131L17 130L16 132H13V134H15V135L17 134L18 135V138L17 139H19L21 142L18 141V140L17 141L16 140H13V142L16 141V142H18L20 144L22 142L23 143L25 142L23 145L24 146H27V144L29 143V141L31 139L30 136L32 134H35L34 133L35 125H33V120H32V117L33 116L31 115V109L35 110V105H28L27 104V106H26L25 104L26 103H29V102L25 101V97H24V94L23 93H20ZM12 97H9V98H12ZM138 97H140V95ZM9 98L6 97L5 99H9ZM63 98H64V94L59 97V99H60L59 100V104L60 105H61V103L63 101ZM82 98L83 97L81 95V97L79 96L78 99L81 100ZM11 120H12V118H11ZM12 128H14V126L12 124L9 126V128L6 127L7 130L5 132V137H6L5 139L9 138V135L12 132ZM31 130H33V131H31ZM20 132H23V135H21ZM32 139H34V138H32ZM5 148L9 149L7 147V145L5 146ZM114 148H115L114 150H116L117 149V146H115ZM23 149H25V151H27V148H24L23 147ZM18 153H20V151H18ZM16 156H19V155L16 154ZM29 159L32 161L31 158H29ZM29 163H31V162L29 161ZM0 166L3 167V170H2V172L0 174V196H2L3 199H7L8 201L9 200L10 201L11 200H17V203L18 204L19 203H21V204L22 203H25L26 200H29V196H28L29 193H31V192L32 193H36L37 191H39V190L42 189L41 188L42 179L40 178L41 172L44 171L45 174H47V175L51 174V171L48 170L45 167H41V168L36 167L38 169L36 171L37 180H35L34 182H33V180L30 181V170L31 169L28 170L29 171V174L28 175H24L22 172L26 171L27 169L25 170V168H23V167H17V166H16L17 168L15 169L14 164H12V161H11L10 157H8L7 153L0 154ZM29 166H32V165L29 164ZM11 171H12V173H10ZM14 171H16V174H13ZM8 174H9V176L10 175H12V176L13 175H18L19 182H17V180H15V179L9 177ZM25 176L27 177V180H25ZM28 178H29V180H28ZM50 178L52 180V174H51V177ZM51 180L48 178L46 180V182H49V184H50V181ZM30 182L33 183V184L31 183L32 186H30ZM4 197H6V198H4ZM35 207L36 206L33 207L34 208V214H37V212L35 210ZM1 209L3 210V208H0V212H1ZM17 211H21V210H17ZM17 211H16L15 207H11V208H9V210L4 211L3 213L1 212L0 213V226L4 223L3 221H6L7 219H12L15 216H20V215H18L20 213H17ZM19 252H21V251L19 250ZM22 254H23V252H22ZM0 258H4V257H2V255L0 254ZM18 264H19V261H18Z\"/></svg>",
  "mask_w": 264,
  "mask_h": 264
}]
</instances>
